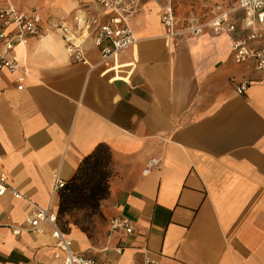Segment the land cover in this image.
I'll return each instance as SVG.
<instances>
[{"label":"crops","instance_id":"obj_1","mask_svg":"<svg viewBox=\"0 0 264 264\" xmlns=\"http://www.w3.org/2000/svg\"><path fill=\"white\" fill-rule=\"evenodd\" d=\"M138 3L127 20L135 46L102 62L83 29L109 20L97 0H0L41 20L40 35L13 50L21 69L0 72V174L21 196H0V264H59L48 226L19 236L10 227H26L35 205L57 215L55 183L98 147L111 171L98 233L58 220L75 253L95 264H264V77L234 63L230 35L184 33L236 0H185L173 35L160 21L166 5L176 19L172 0ZM56 26L85 63L68 58ZM122 217L131 234L111 231Z\"/></svg>","mask_w":264,"mask_h":264},{"label":"built area","instance_id":"obj_2","mask_svg":"<svg viewBox=\"0 0 264 264\" xmlns=\"http://www.w3.org/2000/svg\"><path fill=\"white\" fill-rule=\"evenodd\" d=\"M101 9L110 15L106 23H98L96 18H90L84 23L86 32L93 31L94 45L100 49L101 60L106 62L120 52L134 47L136 39L127 26V20L139 11L138 0H97ZM218 12L204 24L193 25L184 33L198 36L204 28H209L214 33H226L231 36V57L235 64L253 65L254 69L264 77V0H236L233 8ZM239 13L240 15H238ZM161 24L170 35H173L176 19L169 5H166L161 14ZM40 17L38 15H27L16 11L11 7L0 8V43L3 44L4 52H0V72L5 70L10 73L19 71L13 50L17 45H25L29 37L40 35ZM9 26L14 27L15 33L7 32ZM60 29L66 42V53L69 59L85 63L80 44L72 39L65 27L56 26ZM242 33V36H238ZM107 43V46H103ZM24 75V72H22ZM20 82L23 76L18 78ZM248 87L247 83L239 84L235 91L243 95ZM148 169L144 170L147 173ZM63 187V183L56 182L53 193ZM10 193L13 198L20 199L21 196L8 186L6 177L0 174V196ZM48 226L53 240V258L59 264H95L94 260L86 258L72 250V239H70L58 226L57 215L52 212L50 206L42 208L35 205L34 211L27 221L26 227H10L15 236L22 233H40L43 226ZM111 231H120L131 234L133 228L126 217L113 218L110 221ZM116 249V253H120ZM143 264H163L162 262L146 258Z\"/></svg>","mask_w":264,"mask_h":264},{"label":"trees","instance_id":"obj_3","mask_svg":"<svg viewBox=\"0 0 264 264\" xmlns=\"http://www.w3.org/2000/svg\"><path fill=\"white\" fill-rule=\"evenodd\" d=\"M110 175V155L106 148L98 147L83 158L74 177L58 192V220L71 218L77 212L87 217L97 216L100 202L108 195ZM71 221L73 225L79 224L77 220Z\"/></svg>","mask_w":264,"mask_h":264},{"label":"rangeland","instance_id":"obj_4","mask_svg":"<svg viewBox=\"0 0 264 264\" xmlns=\"http://www.w3.org/2000/svg\"><path fill=\"white\" fill-rule=\"evenodd\" d=\"M174 4L173 8L175 11V15L177 22L180 21H184V18L187 16L185 14V10H186V3L185 0H172ZM226 1H230V0H226ZM226 11V10H225ZM194 12V11H193ZM196 14V13H195ZM215 12L213 13L214 16ZM180 25V23H179ZM86 215H84L83 213H74L71 218L69 217H65V218H61L59 219V222L61 223V225L65 222V221H70V220H77L79 222H81L82 224H84V227L87 228V236H95L98 233V228L99 225H101L100 219L97 216H89V217H85ZM79 218V219H78ZM86 224V226H85Z\"/></svg>","mask_w":264,"mask_h":264}]
</instances>
